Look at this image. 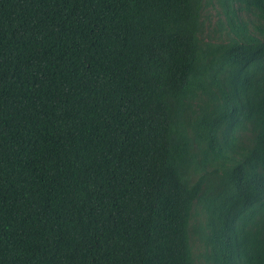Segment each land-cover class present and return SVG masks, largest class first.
Listing matches in <instances>:
<instances>
[{
  "label": "trees",
  "instance_id": "16d2710c",
  "mask_svg": "<svg viewBox=\"0 0 264 264\" xmlns=\"http://www.w3.org/2000/svg\"><path fill=\"white\" fill-rule=\"evenodd\" d=\"M0 264H264V0H0Z\"/></svg>",
  "mask_w": 264,
  "mask_h": 264
},
{
  "label": "rangeland",
  "instance_id": "374dc122",
  "mask_svg": "<svg viewBox=\"0 0 264 264\" xmlns=\"http://www.w3.org/2000/svg\"><path fill=\"white\" fill-rule=\"evenodd\" d=\"M211 11H212L211 12V14H212L211 20L213 22H216V20L218 19L217 14L214 10H211ZM201 251H202V247L198 243L194 242V252L196 253V255H199Z\"/></svg>",
  "mask_w": 264,
  "mask_h": 264
}]
</instances>
